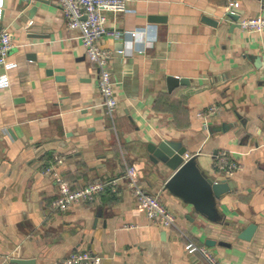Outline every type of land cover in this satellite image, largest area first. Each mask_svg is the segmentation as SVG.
<instances>
[{"label":"crops","instance_id":"obj_1","mask_svg":"<svg viewBox=\"0 0 264 264\" xmlns=\"http://www.w3.org/2000/svg\"><path fill=\"white\" fill-rule=\"evenodd\" d=\"M258 13L264 0H131L107 12L109 27L134 32L100 40L117 98L108 113L97 68L56 1L0 0L13 42L0 72V264H60L76 249L99 264H208L185 250L188 241L222 264H264V30L234 22ZM169 75L186 81L169 85ZM212 104L217 111L199 115ZM162 139L194 157L196 196L165 186L173 170L147 150ZM221 151L240 166L232 175L216 169ZM49 164L76 187L119 179L54 210L57 187L42 172ZM131 165L174 213V226L146 218L121 177ZM225 178L230 188L215 197L208 181ZM250 223V239L239 238Z\"/></svg>","mask_w":264,"mask_h":264},{"label":"built area","instance_id":"obj_2","mask_svg":"<svg viewBox=\"0 0 264 264\" xmlns=\"http://www.w3.org/2000/svg\"><path fill=\"white\" fill-rule=\"evenodd\" d=\"M59 5L68 28L79 31V37L85 48V54L90 63L97 68V88L103 97V103L108 113H112L117 104L114 90V80L110 69V50L100 44L102 38L120 40L123 34L134 32L121 31L107 25V12L119 13L126 10L131 0H55ZM238 2H229L227 8L230 13ZM238 28L243 32H260L264 30V15L261 13L252 16L238 17ZM13 46L12 34L4 26L0 25V67L6 62L7 55ZM218 110V106L210 105L206 113L212 114ZM187 156V155H186ZM216 169L224 176L232 175L240 166L237 161L230 158L225 151L216 155ZM43 173L50 175L57 187V193L51 200L50 206L54 210H66L75 202L92 200L107 186L117 184L119 177L110 179H95L81 186H72L57 170L53 164L46 165ZM127 179V186L136 198L139 207L149 221L163 227H172L176 223L174 213L154 193L144 189L139 183V173L135 166L126 168L123 176ZM188 252H199L208 264H222L219 259L205 246L197 245L192 241L184 244ZM60 264H99V257L91 254L86 249H76L64 256Z\"/></svg>","mask_w":264,"mask_h":264},{"label":"water","instance_id":"obj_3","mask_svg":"<svg viewBox=\"0 0 264 264\" xmlns=\"http://www.w3.org/2000/svg\"><path fill=\"white\" fill-rule=\"evenodd\" d=\"M227 14H231L228 12ZM2 68L0 67V72ZM169 85L184 83L186 78L172 76L168 77ZM210 128L209 130H213ZM218 129V128H217ZM149 158L153 161H161L168 168L173 170L172 175L166 180L165 186L173 189L176 192L187 194L189 196L197 195L198 180L194 177L192 169L194 168V157L184 159L183 154L186 151L185 146L180 141L162 139L157 143H149L147 145ZM230 188V181L225 179H210L208 181V191L215 197H219L223 192ZM256 225L254 223L248 224L239 233L238 237L243 239H250ZM206 243H209L208 241ZM12 264H34L35 258L12 257L9 260Z\"/></svg>","mask_w":264,"mask_h":264}]
</instances>
